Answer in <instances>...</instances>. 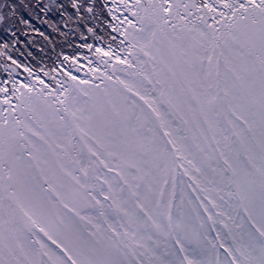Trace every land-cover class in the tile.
Returning a JSON list of instances; mask_svg holds the SVG:
<instances>
[{
	"label": "snow or ice",
	"instance_id": "1",
	"mask_svg": "<svg viewBox=\"0 0 264 264\" xmlns=\"http://www.w3.org/2000/svg\"><path fill=\"white\" fill-rule=\"evenodd\" d=\"M96 2L0 46V264H264V0Z\"/></svg>",
	"mask_w": 264,
	"mask_h": 264
},
{
	"label": "rangeland",
	"instance_id": "2",
	"mask_svg": "<svg viewBox=\"0 0 264 264\" xmlns=\"http://www.w3.org/2000/svg\"><path fill=\"white\" fill-rule=\"evenodd\" d=\"M96 8L100 14V0H97ZM87 19V14L84 20L77 17L72 0H0V46L8 44L4 50L9 55H26L32 47H47L48 42L36 36L33 30L47 35L55 32L51 27L54 24L67 36ZM24 20H29V24L22 23ZM65 24L67 28H63Z\"/></svg>",
	"mask_w": 264,
	"mask_h": 264
}]
</instances>
